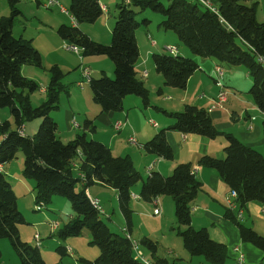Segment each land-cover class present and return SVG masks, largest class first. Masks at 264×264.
Returning <instances> with one entry per match:
<instances>
[{"label":"trees","instance_id":"obj_1","mask_svg":"<svg viewBox=\"0 0 264 264\" xmlns=\"http://www.w3.org/2000/svg\"><path fill=\"white\" fill-rule=\"evenodd\" d=\"M199 0H121L117 3L116 22L110 44L94 40L81 29V24L95 23L103 14L100 0H71L69 13L75 25L61 24L58 34L67 44L79 48L81 55H103L114 63L115 77L103 72L89 82L92 98L102 112L120 111L124 99L136 95L144 106L150 104V90L138 77L137 65L140 50L136 31L148 27L150 18L138 20V13L151 9L163 15L159 27L172 31L190 51L202 58H213L222 67L243 66L252 77L249 89L253 101L264 112V20L257 17V2L246 0H208L210 6ZM10 13L0 17V107H9L17 125L10 129L9 120L0 122V166L24 154L23 176L34 182L35 203L46 206L55 195L68 197L73 207L69 222L59 231L62 238L80 235L85 229L91 234L100 254L95 260L81 258L87 264H144L134 256L131 239L126 233L114 232L102 218V213L92 203L87 189L102 183L117 191L119 207L130 227L132 222L133 188L141 183L140 197L153 201L170 195L175 202L178 233L192 255H200L210 264H223L228 248L214 240L206 227L192 226L191 203L202 189L189 162L178 163L170 175L152 171L144 180L130 156H116L110 147L96 139L78 133L65 142L58 136V123L50 115L59 108L63 89L64 71L52 65L47 98L38 106L31 95L40 90V84L22 74L23 65L42 67V55L31 39L15 36L13 28L22 15L21 0H7ZM167 3V4H166ZM213 3V4H212ZM152 61L164 78V86L185 88L190 76L199 68L192 57L179 54L153 53ZM163 88L158 89L162 93ZM172 120L168 128L161 129L151 139L141 144L149 153L173 159V150L166 131L197 134L208 138L223 135L227 141L225 157L209 154L199 159V164L215 169L220 178L237 191L236 201L241 207L250 201L264 205V156L254 147L244 143L231 132L219 130L208 109L187 104L182 111L169 112L160 107ZM40 118L37 133L28 136L21 132L28 120ZM85 127L94 129L93 120H85ZM264 135V120L262 122ZM78 163L75 164V161ZM81 184L80 189L77 187ZM226 216L235 221L243 241L251 242L264 251V236L244 225L235 211L227 209ZM27 220L18 206V197L4 171L0 168V239H10L21 264H47L39 245L23 241L19 226ZM155 256L158 244L150 237L140 241ZM67 254L66 246L57 248ZM1 257V250H0ZM163 261L158 257V262Z\"/></svg>","mask_w":264,"mask_h":264},{"label":"crops","instance_id":"obj_2","mask_svg":"<svg viewBox=\"0 0 264 264\" xmlns=\"http://www.w3.org/2000/svg\"><path fill=\"white\" fill-rule=\"evenodd\" d=\"M58 2L60 5L48 6L46 0H25V2H22L21 0L19 7L22 11V15L17 19L13 28L14 35L16 28L19 27L17 26L18 20H20L21 17L25 20L27 19L26 7L32 10L39 9L38 7H40V5H45L49 9L59 7L62 10L61 7H64L66 11L61 12L69 15L68 6H70L71 0H68L67 7L59 0ZM100 2L103 12L108 11V5L104 3L103 0H100ZM253 2L258 3V19L264 20V0H246V3L248 4ZM34 4L37 5V8L34 7ZM8 12H10L9 7L0 3V17L6 16ZM70 17V23L64 20L60 22L55 21L50 24L41 21L44 24V27L50 28L51 38L54 39V43L52 44L48 36L45 38L46 46H48L50 50L54 47L47 59L42 47L37 45L36 38L27 34L26 25L22 21L20 22L21 27L19 30L17 29L19 32L17 36H23L32 40L34 46L42 55V61L45 59L46 62H48V64L46 63V65H44L46 71L47 68L49 69L55 64H57L63 71L65 68H71L74 66L72 63L73 57L66 55L67 52L61 50L57 45V43H59L58 38L66 43V41L58 34V27L61 24H76L71 14ZM152 25L153 20L151 19V23L148 28L146 27V30L142 31L139 28L136 31V38L140 50V59L137 65L138 77L145 82L150 90L151 105L144 106L142 99L139 96L129 95L124 99L122 110L102 112L101 106L93 102L91 99L92 92H90L89 89H86L84 86L85 84L83 87H80L78 82L82 77V70L85 67L90 69L92 77L96 71L99 75L105 72L107 75H110V77H113L115 75L114 63L112 61L110 62L108 58L100 56L82 57L80 58V63H78L79 75L77 76L79 77L77 80V86L79 89L76 96H74L73 92L71 93L68 106L63 112H51L52 117L58 123V136L60 135L59 137L61 140L68 141L74 139L78 133L86 132L88 138L96 139L108 145L114 155L130 156L134 166L141 173L144 180L152 171H159L167 176L171 174L178 163H191L197 179L202 182V189L191 203L192 226L196 229L206 227L210 236L214 240L226 244L228 248L227 258L223 264H236L238 251L243 252L245 256V264H264V251L251 242L243 241L238 224L226 216L228 209L226 198L231 188L220 178L215 169L204 167L199 164V159L205 154L217 158L225 157L224 149L227 145V141L223 135L211 139L197 134H184L175 130H167V139L174 154L173 159L171 160L149 153L143 147L139 146L151 139L161 129L168 128L172 123L170 117H168L164 111L157 109L156 107H160L169 112H178L182 111L187 104H195L210 111L214 123L219 130L233 133L241 141L254 147L264 156V135L262 129L264 112L258 108L248 92L252 85V77L243 66H224V86L227 97L224 102L213 108L212 106L215 104V100L221 90L216 84L213 76V69L214 66L218 64V61L213 58L199 57L193 54L188 47L181 46L180 44L174 43V41L168 43L167 41L165 42L162 40L165 46L162 45L163 43H161V41L157 42L152 40V42H150L149 38H152L150 36V28ZM158 29H162L159 27V24ZM83 31L86 32L85 30ZM109 39L110 35H108V39L105 41L108 42L106 44L110 43V41H108ZM169 46H176L179 54L192 57L199 63V68L190 76L186 87L183 89L164 86V78L162 74L156 71L154 63L152 62L153 53H166L165 51H169L167 49ZM82 65L83 68L80 69V66ZM33 67L37 66H29V64L23 65L22 74L30 78H39L37 74L38 72ZM144 71L148 72L147 76H144ZM45 79L47 80V85L50 80L49 73L44 76L43 80L45 81ZM160 87L163 88L161 94L158 93ZM42 91H45V88L42 89ZM89 95H91V98ZM76 110L81 111L82 113ZM7 113L9 115V112ZM0 116L2 118V116L5 115H1L0 113ZM6 118L7 119L4 120H9L10 115ZM87 119L93 120L94 129L85 127V120ZM4 120L2 119V121ZM119 123L120 126H118ZM39 124L40 120L31 125L25 126L24 134L26 135L27 133L35 132ZM2 137L0 138L1 140ZM131 138L135 139L136 143H132L130 141ZM11 163L12 162L5 163L1 165L0 168L6 174L17 194V197L19 190L23 192V190L27 191L29 189V195L35 199L34 182L26 179L23 176L22 170L19 173L12 170L10 166ZM92 186L94 187L90 186L87 189L88 196L91 200H98L104 210V214L107 215L109 219H112L110 212L114 214V212L116 213L120 210L117 191L102 183H96ZM140 189L141 183H138L133 188V200L131 204L134 209V215H132L130 227L121 222L119 223V228L122 230V233H126L130 239L137 240V248L143 251L145 257L153 264H210L203 256L192 255L184 246L182 238L178 233V227H175V224L178 222L173 198L170 196H159L153 201L146 202L140 197ZM106 196L108 197V200L114 204L112 207H108L105 199ZM157 206L161 208L162 215H160L158 219L153 218V220H155L161 227L159 226L157 229L150 232L143 231L141 227L137 226L134 216L136 213L138 216L139 214L143 215V210L145 209L152 210L153 213ZM19 208L21 209L20 206ZM238 208L240 209L239 205ZM241 209L243 210V218L240 221L264 236V205L258 201H250L245 206L241 207ZM53 222L57 221L53 220ZM35 225L39 231L34 233L33 239L36 241L35 236L39 234L40 242L36 241L35 243L41 245L42 234L49 232L53 235V227L42 222H36ZM53 229L57 228L55 227ZM145 236L150 237L157 242L158 248L155 256L140 245L139 241ZM29 241L32 242V239ZM66 248L68 251H71V253L74 252L76 254V252H80L71 246ZM133 252L136 257L134 249ZM96 254L97 252L95 255ZM158 257L162 258L163 261L158 262ZM18 259L19 258H14V264H20V260ZM9 263L8 259L4 261V263H1L0 261V264Z\"/></svg>","mask_w":264,"mask_h":264},{"label":"rangeland","instance_id":"obj_3","mask_svg":"<svg viewBox=\"0 0 264 264\" xmlns=\"http://www.w3.org/2000/svg\"><path fill=\"white\" fill-rule=\"evenodd\" d=\"M0 1H1L0 2L1 4H4L5 6L9 7L7 0H0ZM59 1L67 7L68 0H59ZM120 1L121 0H103V2L108 5L109 10L104 11L102 16L96 21V23L81 24V28L83 30H85L87 33H89V35L94 40H97V41H99L101 43H105V44L108 43L105 41H107L108 35H110V39L108 41H110V43H111L112 29L115 25L116 15L118 12L117 3ZM22 2H25V0H22ZM36 6L37 5L34 4V7H36ZM38 8L39 9H37V10H32V9L26 7L27 19L25 20V19H23V17H21V19L18 20L17 26H19V27L16 28L15 36L17 37V35L19 33L18 30L21 27L20 22L22 21L26 25V30H27L26 33L30 34L31 36L36 38L37 45L42 47V49L44 50V53H45L44 55L46 56V59H47L50 56L51 51H53L54 47L52 48V50H50V48H48V46H46V44H45L46 43L45 38H46V36H48L50 41L52 42V44L54 43V39L51 38L50 28L44 27L43 23H49L50 24V23H54L55 21L60 22L62 20L70 23L71 17H70V14L68 15V14L62 13L61 12L62 10L59 7H56V8L53 7V9H49L45 5L44 6L40 5V7H38ZM68 8H69V6H68ZM9 13L10 12H8V14H6V16L9 15ZM146 17L153 20V25L150 28V34H151L150 36L152 37V38H149L150 42H152V40L157 41V42L161 41V43H163L162 45L165 46V44L162 40H164L165 42L167 41L168 43H172V41H174V43L180 44L181 46H185L179 42V38L172 31H166L165 32V30H163V29H158V24L163 19V15L161 13H157L155 11H152L151 9H147V10H143V11L139 12L137 19L142 20ZM41 21H43V23ZM108 24L110 25V27ZM147 28L145 26L140 27V29L142 31L146 30ZM108 30H109V32H108ZM58 41H59V43H57V45L60 47V49L66 51L67 52L66 55L73 57L72 63L74 65L71 68H65L64 69L65 75L62 79L63 89L60 92L59 108L54 110V111L63 112L64 109L68 106L69 96L71 95V93L73 92L74 96H76V94L78 92V89H79V87L77 86V80L79 77V76H77V75H79L78 74V71H79L78 70L79 69L78 63H80V58L87 57V56L81 55L80 53L78 54L73 49L67 48L68 44L63 42L60 38H58ZM165 52L168 54L170 53L169 51H165ZM45 56H44V58H45ZM88 56H90V57L100 56L103 58H108V60H110V62L112 61L111 59H109V57H106L103 55H88ZM46 63L48 64V62H46V60L44 59V61H42V67H33L38 72L37 74H38L39 78H32V79H35L41 86L40 90L34 92L31 95V102L34 106L40 105L47 98L46 92L42 91V89H44V88L46 90V88L49 85V82L46 85V81H47L46 79H45V81L43 80L44 76L49 73L48 68H47V71L44 69V65H46ZM98 63H101V62H98ZM77 64H78V66H77ZM103 65H104V63H103ZM32 66H34V65H32ZM82 68H83V65L80 66V69H82ZM28 71H29V69H28ZM27 73L30 74L29 72H27ZM97 73H98L97 71L94 72L93 77L99 78L100 75ZM81 74H82V72H81ZM108 76H110V75H108ZM114 77H115V75L113 76V78ZM81 80H83V74H82V77L79 81H81ZM84 86L86 87L87 90L89 89L91 92L90 84L87 82V80L85 81ZM89 96L91 98V95H89ZM91 99L93 100V98H91ZM93 102H95V101L93 100ZM76 111H78V110H76ZM7 112H9V115H10V119H9L10 124H11L10 129H16L17 125L15 123L14 117L10 113L9 107H0L1 115H5V116H2V118L0 116V121H2V119L3 120L7 119L6 117L9 116ZM78 112L82 113L81 111H78ZM50 115L52 116V113ZM38 120H40V123L42 122V119H40V118H36V119L26 121V123L24 124V128H25V126L31 125ZM39 127L40 126H38V128L35 132L27 133L26 135H28V136L34 135L35 133L38 132ZM1 137H2V135L0 133V138ZM70 140H72V139H70ZM70 140H68V141H70ZM0 141H1V139H0ZM68 141H65V142H68ZM10 162H12L10 165L12 170H14L17 173H19L21 170L23 171V166H24V154H23V152L19 151L17 154V157L12 159ZM77 163H78V160L75 161V164H77ZM80 186H81V184H79V186L77 187V190L80 189ZM91 187H94V186H91ZM163 196H170V195H163ZM105 199L107 201L108 207H112V205H114L111 203V201L108 200L107 196ZM118 204H119V200H118ZM18 206L21 207L22 210L21 209L20 210L22 211V213L24 214V216L27 220V223L21 224L19 226L20 235H22L21 238L23 239V241L29 242L33 245H37L35 243L36 241H34V239H33L34 233L39 231L36 228V225H35L36 222L37 223L42 222L44 224L51 225L52 227H53V223H54L53 220L58 222V227H56L57 229H53L54 227L52 228L53 235H51V233H49V232L46 234H42L41 245H39L42 256L45 259L47 264H87L81 260V257L95 260L99 256L100 249L96 244L91 243L92 238H91V234L88 231V229H85L83 231V233L80 235L71 236V237H67V238H62L59 235V231L69 222L71 214L73 215L72 203L68 197L55 195L53 197L51 203L47 204L46 206H38L35 203L34 197L29 195V189L27 191L23 190V192H21V190H19L18 191ZM116 206H118V205H116ZM110 215L112 216V219H109L108 216L105 214L102 215V218L104 219L106 224L114 232L122 233V230L119 228V223L121 222L122 224L127 225V220H126L125 216L123 215L122 211L119 210L116 213L114 212V214L112 212H110ZM133 215H134V212H133ZM160 215H162V213ZM160 215H155L154 212L152 213V210L145 209V210H143V215L139 214V216H138V214L136 213V215L134 217H135V221L137 223V226L141 227L142 230L145 232H150L154 229H157V227L160 226L157 224V222L155 220H153V218L158 219V217H160ZM175 227H178V223L175 224ZM26 238L29 240L32 239V242L27 240ZM60 245H63L66 247L71 246L72 248L79 250L80 252H78V253L76 252V254H75L74 252L71 253V251H68L67 254H62L60 251L57 250L58 246H60ZM141 246L146 248L142 244H141ZM0 250H1V257H0L1 263H4V261H6L8 259L10 262L9 264H14V258L15 259L19 258L14 247H13V245H12V243H11V241H10V239H8V238L0 239ZM147 250L149 251V249H147ZM96 252L98 255L97 254L95 255ZM90 255H93V256H90ZM18 260H20V259H18Z\"/></svg>","mask_w":264,"mask_h":264},{"label":"built area","instance_id":"obj_4","mask_svg":"<svg viewBox=\"0 0 264 264\" xmlns=\"http://www.w3.org/2000/svg\"><path fill=\"white\" fill-rule=\"evenodd\" d=\"M202 3H204V2H202ZM46 4H48L50 6L60 5L59 2L55 1V0H46ZM207 6H210V5H207ZM61 8H62V11H64V12L66 11L64 7H61ZM67 48L73 49L71 47V45H69V44H68ZM167 49L175 50V49H177V47L176 46H169V47H167ZM73 50L76 53L79 54L78 51H76L75 49H73ZM259 58H262V57H259ZM82 72H83V80L78 82V85L80 87H83V85L85 84L86 80L89 83L90 80H91V77H92L89 68H87V67L83 68ZM224 72H225L224 67H217L216 65L214 66L213 76H214L216 84L221 88V90H220V92L218 94L217 99L215 100V104L212 106L213 108L215 106H217V105H220L222 102H224L226 100V97H227V93L225 91V86H224ZM143 74H144V76H147L148 72L144 71ZM118 126H120V123L118 124ZM23 131H24V129H23ZM130 141L132 143H136L135 139H133V138H131ZM139 146L142 147V145H139ZM237 197H238L237 191L234 190V189H231L229 194L227 195V198H226V200H227V208L229 210L235 211L237 213V218L239 220H241L243 218V210L241 208L240 209L238 208V202L236 201ZM94 200L96 201L98 206L101 207V213L104 214V210H103L102 206L100 205V203L98 202V200H96V199H94ZM154 214L155 215H160L161 212H159V209L156 208V210L154 211ZM53 226L57 227V222H54ZM35 239H36V241L40 242L39 234H37V238H35ZM131 242H132L131 243L132 246L134 247L135 254L138 255V260H140L144 264H152V262L149 261V259H147L145 257L143 251H141L140 249L137 248V240L131 239ZM236 264H245V256H244L243 252H241V251H238Z\"/></svg>","mask_w":264,"mask_h":264},{"label":"bare ground","instance_id":"obj_5","mask_svg":"<svg viewBox=\"0 0 264 264\" xmlns=\"http://www.w3.org/2000/svg\"><path fill=\"white\" fill-rule=\"evenodd\" d=\"M55 1H58V0H55ZM200 2H204V4H206V5H211V2H209L208 0H199ZM198 1V2H199ZM213 4V3H212ZM48 5V4H47ZM48 6H50V5H48ZM71 47L73 48V49H75L76 51H78L79 53H80V50H79V48L78 47H76V46H73V45H71ZM172 54H176L177 52H178V48L177 49H175V50H170V49H168ZM260 57H262V58H258L259 59V61L262 63V65H264V56H260ZM217 67H222L220 64H217L216 65ZM21 132L23 133V130H21ZM92 201V203L99 209V211H101V207L100 206H98V204L96 203V201L94 200V199H92L91 200ZM156 208H158L159 209V212H161V208L159 207V206H157ZM156 210V209H155ZM154 210V211H155ZM54 228L56 227V226H53ZM36 238H37V235L35 236ZM133 249H134V247H133ZM136 257L138 258V255L136 254ZM153 264V263H152Z\"/></svg>","mask_w":264,"mask_h":264}]
</instances>
